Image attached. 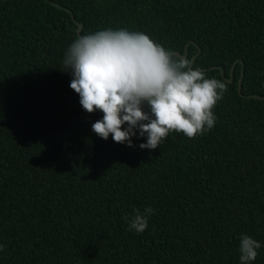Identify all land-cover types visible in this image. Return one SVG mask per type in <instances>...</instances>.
<instances>
[{"label": "trees", "instance_id": "1", "mask_svg": "<svg viewBox=\"0 0 264 264\" xmlns=\"http://www.w3.org/2000/svg\"><path fill=\"white\" fill-rule=\"evenodd\" d=\"M78 24L197 56L227 86L213 128L97 136L64 65ZM242 235L264 264V0H0V264H240Z\"/></svg>", "mask_w": 264, "mask_h": 264}, {"label": "clouds", "instance_id": "2", "mask_svg": "<svg viewBox=\"0 0 264 264\" xmlns=\"http://www.w3.org/2000/svg\"><path fill=\"white\" fill-rule=\"evenodd\" d=\"M71 69L70 88L79 95L87 113L101 111L103 118L92 131L107 140L133 147L132 137L147 135L141 149H156L169 133L188 138L213 128V109L227 91L224 82L206 78L188 59H178L147 34L126 29L101 30L75 39L65 53ZM150 109L144 111V105ZM128 127L122 130L124 125ZM154 209L127 215L129 230L143 233ZM261 244L248 235L240 238V264H249ZM3 251V245H0Z\"/></svg>", "mask_w": 264, "mask_h": 264}, {"label": "water", "instance_id": "3", "mask_svg": "<svg viewBox=\"0 0 264 264\" xmlns=\"http://www.w3.org/2000/svg\"><path fill=\"white\" fill-rule=\"evenodd\" d=\"M48 1V0H47ZM73 19L75 20V18L73 17ZM76 21V20H75ZM83 30V25L81 24H78V35L81 36V32ZM172 55H176V56H179L181 59H188L189 58V53L187 52L185 55H183L182 53L180 52H174V53H171ZM197 56H195L193 59H192V62H191V67L193 68L194 67V64H195V60H196ZM235 68L236 66L233 67V70H232V78L231 79H228L227 78V74H226V71L224 69H222V74L223 76L226 78V81L233 85L235 83V80H234V72H235ZM202 72L204 71H207V70H201ZM243 77H244V71H243V76H242V79L239 83V92L240 94L242 95L243 94ZM256 99H260V98H257Z\"/></svg>", "mask_w": 264, "mask_h": 264}]
</instances>
